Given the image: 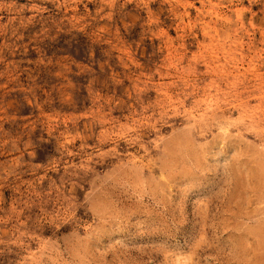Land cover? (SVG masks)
Masks as SVG:
<instances>
[{"label": "rangeland", "instance_id": "1", "mask_svg": "<svg viewBox=\"0 0 264 264\" xmlns=\"http://www.w3.org/2000/svg\"><path fill=\"white\" fill-rule=\"evenodd\" d=\"M0 264H264V0H0Z\"/></svg>", "mask_w": 264, "mask_h": 264}]
</instances>
